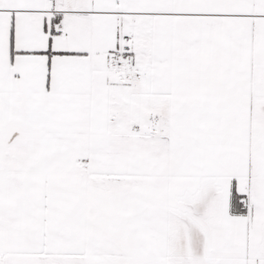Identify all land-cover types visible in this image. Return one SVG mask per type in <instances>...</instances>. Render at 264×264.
<instances>
[{
	"label": "snow or ice",
	"instance_id": "1",
	"mask_svg": "<svg viewBox=\"0 0 264 264\" xmlns=\"http://www.w3.org/2000/svg\"><path fill=\"white\" fill-rule=\"evenodd\" d=\"M0 264H264V0H0Z\"/></svg>",
	"mask_w": 264,
	"mask_h": 264
}]
</instances>
